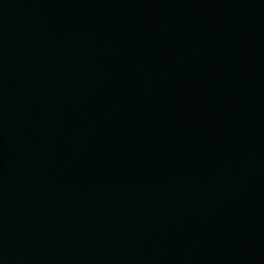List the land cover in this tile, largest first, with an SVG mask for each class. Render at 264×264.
Here are the masks:
<instances>
[{
    "label": "water",
    "instance_id": "water-1",
    "mask_svg": "<svg viewBox=\"0 0 264 264\" xmlns=\"http://www.w3.org/2000/svg\"><path fill=\"white\" fill-rule=\"evenodd\" d=\"M0 264H264V0H0Z\"/></svg>",
    "mask_w": 264,
    "mask_h": 264
}]
</instances>
